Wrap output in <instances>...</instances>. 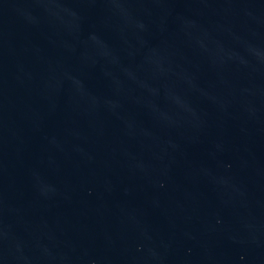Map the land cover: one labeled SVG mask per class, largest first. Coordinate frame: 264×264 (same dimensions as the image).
I'll return each instance as SVG.
<instances>
[{
	"label": "water",
	"instance_id": "water-1",
	"mask_svg": "<svg viewBox=\"0 0 264 264\" xmlns=\"http://www.w3.org/2000/svg\"><path fill=\"white\" fill-rule=\"evenodd\" d=\"M0 264H264V0H0Z\"/></svg>",
	"mask_w": 264,
	"mask_h": 264
}]
</instances>
